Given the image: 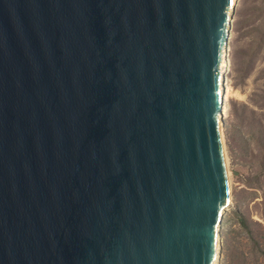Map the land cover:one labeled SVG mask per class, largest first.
Returning <instances> with one entry per match:
<instances>
[{
	"label": "water",
	"instance_id": "water-1",
	"mask_svg": "<svg viewBox=\"0 0 264 264\" xmlns=\"http://www.w3.org/2000/svg\"><path fill=\"white\" fill-rule=\"evenodd\" d=\"M232 6L0 0V264L222 256Z\"/></svg>",
	"mask_w": 264,
	"mask_h": 264
},
{
	"label": "rangeland",
	"instance_id": "rangeland-1",
	"mask_svg": "<svg viewBox=\"0 0 264 264\" xmlns=\"http://www.w3.org/2000/svg\"><path fill=\"white\" fill-rule=\"evenodd\" d=\"M231 16L223 138L233 202L221 264H264V0H235Z\"/></svg>",
	"mask_w": 264,
	"mask_h": 264
},
{
	"label": "bare ground",
	"instance_id": "bare-ground-1",
	"mask_svg": "<svg viewBox=\"0 0 264 264\" xmlns=\"http://www.w3.org/2000/svg\"><path fill=\"white\" fill-rule=\"evenodd\" d=\"M233 2V6L231 8V11L234 9V4H235V0H232ZM230 25H232V16H231V12H230ZM231 32V31H230ZM229 40H230V35H229V38H228V42H227V48H226V55H225V59H224V62L222 64V75H223V109H222V116L220 118V135H221V141H222V148H223V152H224V158H225V162H226V170H227V176H228V182L230 184V181H229V170H228V166H227V158H226V150H225V147H224V138H223V131H224V124H225V121H224V115H225V94H226V89H227V83H226V74L228 73V70H229V66H230V49H229ZM231 198H232V194H231ZM233 202V200L231 201ZM222 230H223V226L220 224V231L222 233ZM220 241H222L220 239ZM220 243V242H219ZM222 256L220 255V252H219V255L216 259V261L214 262V264H221V258Z\"/></svg>",
	"mask_w": 264,
	"mask_h": 264
},
{
	"label": "trees",
	"instance_id": "trees-1",
	"mask_svg": "<svg viewBox=\"0 0 264 264\" xmlns=\"http://www.w3.org/2000/svg\"><path fill=\"white\" fill-rule=\"evenodd\" d=\"M233 215L237 216L238 224L247 231L249 227L248 219L243 214H241L238 210L233 211ZM227 216L228 214L225 213L223 217V230H222V236H221L222 237V241H221L222 255L228 246V241H229L228 236L231 233L229 219L227 218Z\"/></svg>",
	"mask_w": 264,
	"mask_h": 264
}]
</instances>
